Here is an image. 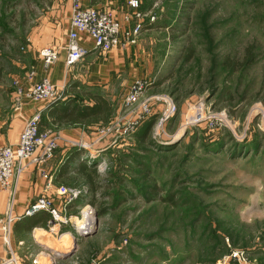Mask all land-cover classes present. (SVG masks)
<instances>
[{"label":"rangeland","instance_id":"374dc122","mask_svg":"<svg viewBox=\"0 0 264 264\" xmlns=\"http://www.w3.org/2000/svg\"><path fill=\"white\" fill-rule=\"evenodd\" d=\"M140 1L142 10L156 14L145 28L155 31L146 41L153 48L139 51L136 74L148 85L144 99L156 98L152 113L133 133L98 141L128 114L125 87L118 86L112 93L122 106L114 108L108 126L70 128L74 136L66 139L91 151L62 142L55 154L61 148L83 151L74 158L98 174L96 189L76 175L86 199L68 213L79 224L88 203L92 218L85 233L96 229L78 237L74 225L62 227L60 233H75V242L63 247L55 241L54 252L44 250L41 261L49 264L55 252L72 248L73 255L58 264H239L232 254L238 251L247 264H264V0ZM64 5L0 0V97L15 111L21 109L17 92L24 90L17 78L24 44L32 34L42 39L45 24L60 37L52 23ZM186 50L193 53L191 62ZM6 88L13 89L11 100ZM168 104L176 111L156 135ZM198 109L206 117L200 125L191 119Z\"/></svg>","mask_w":264,"mask_h":264},{"label":"crops","instance_id":"0c3cea01","mask_svg":"<svg viewBox=\"0 0 264 264\" xmlns=\"http://www.w3.org/2000/svg\"><path fill=\"white\" fill-rule=\"evenodd\" d=\"M126 1L127 0H80L82 6L85 8L107 9L112 11L118 17L123 16L124 11L126 10ZM71 3L72 0H65L63 8L65 13L60 16L59 21H55L57 26L52 23V26L56 27V31L60 29V37L56 38L52 33V30L49 29L51 28L50 24H45L44 29L46 31L43 38L40 39L36 34H32L24 44V58H19L17 61V66L20 71V76H17V78H21V86L23 87L24 92L29 90L34 84H36V82L49 79L58 86L59 89L66 93L67 97L50 108H48L47 105H41L38 102L35 103L27 99L23 101L21 109L15 111L12 106H9V103L7 104L5 98L3 99V96H1L0 147L8 144H16L22 130L24 129L23 127L26 119L32 117L40 110L44 111L40 127L42 125V128L44 129L56 131L58 133L63 132L61 134L65 138L74 136L75 132L69 131L70 128L80 129L81 132L87 130V128H93L97 126L93 124L95 123L93 122L94 120H83L81 117L71 115L72 112L70 108L76 104H79L80 109L86 105H93L95 101L89 95H98L105 98L111 104L114 112V108L118 109L121 107L122 102H120V98L119 100L116 99V95H118L117 93H112L113 87H125L124 92L125 96H127L130 86L139 79L136 74L139 67L142 68V60L138 59V54L141 53L139 52L141 49L153 48L152 43L154 42H146L153 34H155V31L153 30L144 29L134 46L125 48L120 47L106 55L100 54L96 50L93 40L88 34L84 33L80 35L79 44H81L82 48L88 50L89 54L85 57L82 63L69 69L66 67L65 49L67 46V35L70 30V19L72 15ZM53 10L54 12L58 11V7L55 5ZM146 24L147 25L145 26L147 27L151 25V23L148 24V22ZM45 47H55L60 51L59 59L57 60L58 62L50 69H46L39 58V52ZM27 74H33L32 78L27 79ZM4 94L11 100V97L13 98V89L6 88ZM74 99L77 101L72 102ZM64 110H67L66 114L63 113ZM98 121L101 122V119H98ZM61 145H63V143ZM67 150L68 152L66 153L65 151ZM81 152L82 151L78 150H73L71 152V149L69 148H61L56 152L52 161L43 165V167H37L34 164H30L22 174V178L20 179L16 190L14 201L16 216L22 217L27 206L35 202L40 196L46 194L44 191L46 180L41 177L40 168H43V170L54 177L53 186L47 194L53 198L57 204L60 201L56 193L59 186L78 185L75 182L77 177L76 172L80 166L82 167V163H78L77 161L73 162V160L77 159L71 160V156L75 155L74 153L79 154ZM67 159L71 161L67 162ZM9 198L10 194L8 191L3 192L0 190V219L6 212ZM78 205V203L77 205L73 204L72 207H70V211L75 210L76 208L78 209ZM48 221L49 214L41 212L33 217H23V219L17 220L14 223L11 234V243L15 257L19 260L20 264H22L21 259L24 260L25 258L27 259L28 264H33L35 259H38L40 264H46V262L43 263L41 261V259H46L43 255L45 252L44 250H46L44 245L50 250H53L52 245L55 244L57 246L55 241L58 236L57 232L51 233L50 231H47ZM34 230H36L35 233ZM66 232L70 233V231ZM4 249V244L0 237V259H3L7 255ZM70 250H72V248ZM25 253L29 255H26ZM19 256L21 259H19ZM42 256H44V258ZM5 259L7 258L5 257L3 261ZM50 262L48 261L49 264Z\"/></svg>","mask_w":264,"mask_h":264},{"label":"built area","instance_id":"2783aa9c","mask_svg":"<svg viewBox=\"0 0 264 264\" xmlns=\"http://www.w3.org/2000/svg\"><path fill=\"white\" fill-rule=\"evenodd\" d=\"M141 6L140 0H127L126 10L123 16L118 17L107 9L85 8L82 6L80 0H72L70 30L67 35V46L65 49L66 67L69 69L82 63L89 54V51L82 48L81 44H79L80 35L84 33L89 35L95 44L96 50L103 55L120 47L125 48L134 46L139 36L144 31L146 27L145 24L147 22L149 24L156 21V14L154 11L146 13L141 9ZM59 55L60 51L55 47H46L39 52V58L46 69L52 68V66L58 62ZM32 76L33 74H30V77ZM147 86V83L141 79L135 81L129 88V93L123 103L128 114L121 116L119 121L115 124H108L109 126L107 125L108 127L104 129L98 141H102L104 138L110 136L115 137L117 140L120 137H125L136 130L143 118L145 119L147 116L151 115L152 104L156 98L151 97L144 99ZM17 95L18 98L16 99L19 107H22V98L23 100L27 98L35 103L38 102L47 105V107L54 102L62 101L66 98L64 92L49 79L36 82L27 92L20 89ZM167 108L166 114L159 120L155 128L156 135L160 133L158 127L161 128L162 123L167 121L176 111V107L173 105L170 107L168 104ZM43 112L44 111L40 110L32 117L26 119L23 127L24 129L21 132L16 146L0 147V190L3 192L8 191L10 194L6 212L0 219V237L6 249H4L7 253L5 257L8 261L4 262V257L1 259L0 264H20L12 249L11 234L14 223L17 220L23 219V217H33L41 212H46L49 214L47 231L51 233L57 232V235L61 237V235H63L60 233L62 227L74 225L75 231L77 230V232H79V225L75 223V219H77L78 216L70 215L68 209L78 201L86 199L87 190L81 189L79 186L77 187V185L59 186L56 193L60 201L57 204L55 200L47 194L53 186L54 177L43 170V168H40V175L46 180L44 186L46 194L40 196L35 202L27 206L22 217L16 216L14 210L18 183L22 178V174L30 164L43 167V165L51 162L54 158L55 151L62 142L72 148H82L86 150L87 153L91 151L83 144L79 146L81 143H78V141L64 138L60 133L53 135L51 132H42V130H40V123ZM195 114L196 115L191 118L195 120V124L200 125L202 122L206 121L203 110L200 111V109H198ZM224 117V115H219L218 119L221 120L224 119ZM94 146H96V144ZM84 153L86 154L85 151ZM104 166H99L100 172H102L101 169H103ZM85 208L89 210L88 215L91 220L92 208L88 203ZM86 211H82L81 219L87 216ZM81 219L79 218L78 221ZM35 232L36 230H34V233ZM71 234L75 235L74 232ZM232 254L237 263L247 264L244 253L238 251ZM51 260L52 264H58L60 261L58 259L56 260V258H52ZM33 264H40L39 260L35 259Z\"/></svg>","mask_w":264,"mask_h":264},{"label":"trees","instance_id":"16d2710c","mask_svg":"<svg viewBox=\"0 0 264 264\" xmlns=\"http://www.w3.org/2000/svg\"><path fill=\"white\" fill-rule=\"evenodd\" d=\"M187 51V50H186ZM185 58L187 62H191L193 58V53L191 51H187L185 54ZM252 58H249L248 62L251 61ZM65 94V97H67V94ZM91 98L95 101L93 105H86L82 109L79 108V104H76L72 108H70L72 114L71 115H76V117H81V119L86 120V119H92L94 120L93 124L95 125H108L110 124L112 118H113V109L111 107V104L103 97H100L98 95H89ZM77 100H72V102H75ZM61 101L54 102L53 104L49 105L48 108L52 107L53 105L58 104ZM47 108V109H48ZM63 113H67V110H64ZM100 117V118H99ZM98 119H101V122L98 121ZM72 120V119H70ZM69 120V121H70ZM150 129V128H149ZM149 129L146 131V134L144 136H139L140 140L146 139V136L149 134ZM83 152V151H82ZM77 154V153H74ZM75 159L74 156H71V160ZM67 159V162L71 161ZM76 160H73L75 162ZM89 165V166H88ZM85 166V167H84ZM84 166H80V168L77 170V175L85 177L87 183L86 185H89L92 189H96L95 186V178L96 174V168L92 167L90 164L85 162ZM104 214V213H102Z\"/></svg>","mask_w":264,"mask_h":264},{"label":"bare ground","instance_id":"6f19581e","mask_svg":"<svg viewBox=\"0 0 264 264\" xmlns=\"http://www.w3.org/2000/svg\"><path fill=\"white\" fill-rule=\"evenodd\" d=\"M87 210V209H86ZM88 213V212H87ZM92 213V212H91ZM87 216H85L83 219H81L80 221H79V226H78V229H79V232H77L76 233V235L78 236V237H81V234H80V232H84V230L85 229H87L89 226H90V223H91V220H90V218H89V215L88 214H86ZM88 230V229H87ZM91 230V229H90ZM94 230V229H93ZM63 235H61V237H60V235H58L57 236V238H56V241L58 242V243H61L62 244V246L63 247H66V246H68V244H69V242L68 241H70L71 243L73 242L74 243V240H76L73 236L74 235H72L71 233H69V232H64V233H62ZM73 240V241H72ZM76 245V244H75ZM8 260L7 259H5L4 260V262H7ZM8 264H10V263H8Z\"/></svg>","mask_w":264,"mask_h":264},{"label":"water","instance_id":"95a60500","mask_svg":"<svg viewBox=\"0 0 264 264\" xmlns=\"http://www.w3.org/2000/svg\"><path fill=\"white\" fill-rule=\"evenodd\" d=\"M95 229H96V226H95ZM95 229L92 231V232H89V233H85V231L86 230H84V232H80V234H81V237H89V235H92L94 232H95ZM44 248L46 249V250H48V251H52V250H50L49 248H47L45 245H44ZM74 249H72V250H70V251H68V252H55V254H53L54 255V258H56V260L58 259V260H66V259H68L70 256H72L73 255V253H74V251H73ZM52 252H54V251H52Z\"/></svg>","mask_w":264,"mask_h":264}]
</instances>
